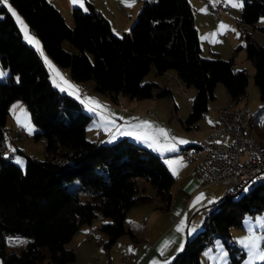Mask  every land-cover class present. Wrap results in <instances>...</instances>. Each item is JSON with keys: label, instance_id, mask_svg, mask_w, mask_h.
I'll list each match as a JSON object with an SVG mask.
<instances>
[{"label": "trees", "instance_id": "16d2710c", "mask_svg": "<svg viewBox=\"0 0 264 264\" xmlns=\"http://www.w3.org/2000/svg\"><path fill=\"white\" fill-rule=\"evenodd\" d=\"M10 1L59 66L68 68L78 82L92 80L94 90L114 100L121 94L169 95L170 88L144 77L153 69L161 74L172 71L182 82L196 86L185 121L198 122L215 97L218 82L226 85L235 100L247 94L250 72L235 63L241 49L254 66V80L264 100V44L245 26L244 43L236 45L230 58H222L217 51L204 56L189 0H145L130 31L122 35L113 32L109 19L91 3L87 11L74 7L71 26L49 0ZM262 15L264 0H243V24L264 33V24H257ZM65 39L77 50H67ZM0 62L10 71L0 78L1 263L71 264L76 249L68 242L82 224L97 217L107 251L124 233L136 239L126 215L132 206L151 199L146 182L163 206L171 199L175 175L165 158L128 136L109 142L89 138L86 130L93 113L75 95L56 87L42 55L24 39L16 18L1 0ZM16 98L25 100L37 125L34 137L42 138L46 146L44 158L18 148L25 157L24 166L16 163L5 141L10 103ZM263 110L264 104L253 111L252 127ZM241 188L227 191L214 202L203 227L188 236L184 249L169 264H202L201 252L215 236L229 249L226 264L241 263L245 251L233 239L231 227L242 226L247 213L264 212V179L235 196ZM9 235L27 239L18 248H9Z\"/></svg>", "mask_w": 264, "mask_h": 264}, {"label": "crops", "instance_id": "0c3cea01", "mask_svg": "<svg viewBox=\"0 0 264 264\" xmlns=\"http://www.w3.org/2000/svg\"><path fill=\"white\" fill-rule=\"evenodd\" d=\"M49 1L53 3L62 12L68 24L73 26L74 25L73 9L76 6H79V4H73L72 0H49ZM144 1L145 0H135L134 5L129 7L128 3L130 2V0H84V8L88 10V3L93 4L96 8L102 11L103 14L109 19L113 32L117 35H122L125 32L130 31L133 23L135 22V20L139 15V12L144 4ZM189 1L194 9L195 24L199 31L202 54L204 56H209L210 54L212 55L213 51H217L219 55L222 57L224 52L221 50L220 47H222V49L226 51L227 55H229L230 53H233L234 48L239 42L240 44L244 43L243 41L244 38L241 33L242 28L245 26L249 27L250 25H245L241 22L240 20L241 15L237 21L240 30L237 31V29L236 30L234 29L235 31H233L232 27L234 26L233 22L235 21V18H233L229 14L227 8H226V13L223 14L220 19L216 20L211 16V9L214 8L215 6L213 5L211 0H199L198 4L196 0L195 1L189 0ZM193 1L196 2V4ZM242 4H243V0H242ZM241 14H242V8H241ZM221 24L226 25L227 28L222 29L220 27ZM248 27L246 28L248 29ZM20 28L22 30L24 37V30L21 27V25ZM253 28L255 29V31L254 30L252 31L255 38L264 44V40H261L260 38L262 37V39H264V33L261 32L256 26H254ZM28 33L33 37L37 36V35H33L35 33L31 29L30 31H28ZM229 33H232L233 38L229 41L228 45L222 44L221 41L227 38ZM259 34L262 35L259 36ZM32 45L35 46L36 49H38L35 44ZM39 45H40L39 51L42 50V52H44L45 50L43 48L42 43L39 42ZM208 49L209 52H211L209 55L205 53L206 51H208ZM246 58H247V54L246 56L244 54L243 57H241V62L237 58H235L236 67L247 68L250 72L251 70L248 67L249 62L246 60ZM252 71L254 72V66ZM168 73L171 74L173 73L176 75V73L172 71H169ZM8 74L9 73H6V75H4L2 78L6 77ZM50 77H51V73H50ZM176 77L180 82H182L177 75ZM71 83H73L72 85H75L76 87L77 84H82L81 82H78L76 80H74ZM164 86H166V84ZM167 87L171 89L170 94H172V88L169 87L168 85ZM82 95H87L86 99L91 98L99 102L100 105L106 104L105 107L107 108L111 107L118 112L117 114H119L116 116H112L107 111H104L103 109H99V108L97 109L96 112L90 111L93 113V118L89 122L86 130L87 136L89 138L109 142V141H114L122 136H128L130 138L135 139L139 143H143L145 145L148 144V142L146 143L145 141L137 140L134 135L132 136L121 135L120 132L127 130L129 125H135L142 122L139 120V117H141L142 111H144L146 108H149L151 106L150 100H148L149 104H147L144 102V100H133L135 97L125 96L127 94H121L118 97V100H114L109 95L100 92H96V93L90 92L89 94H82ZM104 95H107V97ZM123 97L126 100V103H128L129 105L124 104L122 102ZM84 102L86 103V106L84 107V103H82L83 107L89 111L90 105L87 103V100L85 99ZM140 106H144V107L142 108ZM176 108H177V104H176ZM262 112H264V110ZM262 112H260L258 115H260ZM150 113L152 114L153 111H150ZM105 117H107V119H105ZM134 117L135 119H131ZM216 119L218 120V113ZM110 121H114L115 123L112 124L110 123ZM215 123H212L208 130H210ZM118 127H119V131L117 130ZM262 128H263V124H262ZM255 129L258 134H262V130L260 127L257 128V126H255ZM34 131H36V128H34ZM113 136H115V139H112ZM191 143L192 141H190L189 143L182 144L179 151H175V152L168 151L166 153H162L161 151L160 154L165 158L166 161L182 159L184 165V166L169 165L171 169L172 167H176L177 169V174H175V180L170 187L171 199L168 205L163 206L161 200L155 194V189H154L148 191L150 194H152L151 199L132 206L127 212L126 223L127 226L130 229H132L136 234V239L132 238L130 234L121 235L120 237L126 236L125 242L127 244V249H126L127 255L124 254L121 257L117 256V258L114 259L111 257L110 254H108V256L109 255L110 256L106 260V264H126L125 262L122 261L123 260L122 258L124 256L128 258L127 262L129 264H166V262H168L169 264L170 261L177 255V253H179L184 249L183 247L185 246L188 236H191L190 232L192 228H191V223H189L191 222L189 219L190 212L192 210H196L197 208H199V206L206 199L211 200V202H215L216 198H221L222 195L218 197L221 193L218 196L211 195V198H209V194L205 190L207 185H203L204 183L202 182L203 179L202 176L197 172L193 164L189 162L180 152L181 148ZM227 191H231V190L227 188L225 194L227 193ZM225 194L223 196H225ZM198 197H201L199 202H197ZM97 218L99 220H97V224L95 225V227L99 228L101 219L99 217ZM182 222L185 225L184 231L178 232L177 228L180 227ZM94 223L95 222L93 220L91 222H86L82 224L81 227L75 232V234H73L68 244L70 246H74V244L77 245L83 243L90 244L91 241L92 242L96 241L97 248L101 253L104 247L102 240L106 237V235L91 234V231H93L95 228ZM79 232H81L82 234H76ZM14 236L19 237V239L22 238L19 235H14ZM118 239L116 240V242L118 241ZM181 246H182V250H180ZM100 256H103V253H101ZM76 257L77 259L79 258L78 256ZM97 258H98V254L94 259L93 258L81 259V263L84 264L86 262L92 264L97 263Z\"/></svg>", "mask_w": 264, "mask_h": 264}, {"label": "rangeland", "instance_id": "374dc122", "mask_svg": "<svg viewBox=\"0 0 264 264\" xmlns=\"http://www.w3.org/2000/svg\"><path fill=\"white\" fill-rule=\"evenodd\" d=\"M211 1L213 5H215L214 7H217L218 5H221V4L225 6L228 9L229 14L233 18H235V21L233 22L234 26L232 28L235 30L237 29V31L240 30V27L237 21L241 15V8L231 6V4L227 2V0H211ZM1 2H3V0H1ZM196 2L198 4L199 0H196ZM196 2L194 3L196 4ZM239 2L242 3V0H239ZM8 4H10L13 9H15L16 13L23 20L24 24L27 25L28 31H30L29 24L27 23L25 18L22 16V14L19 12V10L11 3L10 0H8ZM257 24L258 25L264 24V15H262L259 18V20L257 21ZM253 27H254L253 25H250L247 30L251 32L253 30L255 31ZM242 29H244V27ZM33 35H36V34H33ZM260 35L262 34H259V36ZM24 38H25V35H24ZM35 38L41 43V40L39 39L38 36H35ZM232 38H233L232 33H229L227 38L223 39L221 43L228 45L229 41ZM260 38L261 40H264L262 39V37ZM25 40L27 39L25 38ZM63 46L67 50H70V51L77 50L76 47L68 39L64 40ZM220 48L224 52V54L222 55V58L231 57L232 53L227 55L226 51L222 49V47ZM37 50L39 51V49ZM205 53L209 55L211 52H209V49H208V51H206ZM244 54L246 56L245 50H241L236 56V58L241 62V57H243ZM209 56H211V54ZM225 56H228V57H225ZM45 57H47L48 61H51V64L54 65L57 70H59V72L64 76V78L69 83L74 81L73 78L70 76L69 69L59 66L44 51L42 58L45 61L49 72L51 73L52 82L54 83L55 81L54 83L55 85L56 83L60 82L59 78L55 76V73L53 72L52 68H50L49 64L46 62ZM246 60L249 62L248 67L251 70L249 74V83L247 86V94L244 97L235 100L231 97L226 85L223 82H218L215 87L216 95L214 98H211L209 100L208 109L205 111L204 115L198 120V122L189 123V124L185 121V118L188 116L191 110L192 100L197 90L196 86L187 85L186 83L180 82L178 78L176 77V75L173 73L172 74L171 73L161 74V73H156L154 69L151 70L149 73L146 74V76L144 77V80L146 81V80L154 79V80L159 81L163 85L166 84V86L168 85L169 87L172 88V94L161 95V96L155 95L154 97H144V98L135 97L133 100H144V102L147 104H149L148 100H150L151 102V106L149 108H146L144 111H142V114L144 115L141 114V117H139V120L142 122L144 121L150 122L153 125V127L156 129L162 128L166 130L169 133V135L172 137H176L178 139H182V140H186L190 142V141H193V139H198L200 137H203L210 131L208 129L212 123L216 122L218 110L222 106L237 107L241 105H248L253 109L252 111H257L258 108L263 106L264 100L262 99L258 85L255 83V80H254V72L252 71L253 64L248 58H246ZM0 71L10 73L9 70L3 68V66L1 65V62H0ZM81 83L82 84H77V87H76L77 89H79V86H82L83 89H85L89 93L97 92L93 88L92 80L82 81ZM66 91L70 93L71 90H66ZM77 95L80 97L81 101H84V99L87 100L86 99L87 95L80 94V91H78L75 94V96ZM104 96L107 97V95H104ZM125 96L130 97V95L128 94ZM129 97H126V98H129ZM122 102L124 104L129 105L128 103H126V100L124 99V97H123ZM176 104H177V108H176ZM85 106H86V103L84 102V107ZM103 106H104L103 110L107 111L110 115L112 116L119 115L117 114L118 112L115 111V109L111 107L109 108L105 107L106 104H104ZM140 107L143 108L144 106H140ZM150 111H153V113L151 114ZM263 116H264V112H262L260 115L256 117L255 122H254V127H253L254 133L262 140H264V129L262 128V124L264 123ZM131 119H135V117ZM209 121H211V123ZM6 125L8 127L7 130L5 131V141H6L7 151L13 153L15 161L17 158H20L23 160V164L21 165L23 166L25 165V157L24 155H22L20 151H18V148L19 149L21 148L25 152L32 154L33 156H36L39 158L46 157L45 141L42 138L37 139L34 137V132H35L34 128L37 129V125L33 121L31 112L28 109L27 104L24 99L16 98L11 102L10 107H9V113L7 115ZM255 126H257V128L258 127L261 128L262 134H258L256 132ZM29 128H31V131H29ZM20 130H22L21 133H20ZM147 142L148 144L146 145L150 147L149 144L151 143V141H147ZM181 145L182 144H179V143L176 144L177 151H179ZM150 148L161 153V151L157 150L155 147H150ZM12 149H15V151L13 152ZM162 153H166V152H162ZM196 170L200 174L199 170L198 169ZM202 182L204 183L203 185H207L205 190L208 192L209 198H211V195L218 196L220 193L221 194L218 197H220L221 195L223 196L227 189L226 184L223 182H207L204 179H202ZM146 183H147V188H146L147 191L154 190V187L149 182H146ZM249 186L250 184H246L242 186V188L236 193L235 196H239ZM217 199L219 198H216L215 200ZM213 204L214 202H211V200L206 199L199 206V208H197L196 210H192L190 212L189 219L191 222L189 223H191V228H192L190 232L191 236H193L201 227H203V221L205 219V216L210 211ZM97 220L99 219L98 218L94 219V222H95L94 227L97 224ZM193 229L195 230L193 231ZM231 232H232V237L235 240V242L241 247V250L245 251V255L240 264H255L256 261H260V260L250 259L249 249L245 247V244L242 243V241H247L250 237L254 238L256 239L259 249L261 251H264V212H258L256 214L247 213L244 217L243 225L242 226H232ZM76 234H82V233L79 232ZM91 234H105V233L101 231L98 227H95L94 230L91 231ZM124 234L128 235L129 233H124ZM125 238L126 236L120 237L118 241L115 243V245L113 244L114 246L111 247L112 249H110V251H107L106 248L103 247V251L101 252L103 253V256H100L101 253L97 248L96 241L94 242L91 241L90 244H84V243L78 244V245L74 244V247L76 249V256H78L79 258L77 259L76 257V260L74 261L73 264H84V263H81V259H88V258L94 259L97 254H98L97 263H93V264H106V260L109 258L110 255L114 259H116L117 256L121 257L124 254L127 255L126 254L127 244L125 242ZM12 246H15V248H18L20 244L19 246L18 245H12ZM12 246L10 245L9 248H14ZM108 254L110 255L108 256ZM201 261H202V264H226L230 261L229 249L225 245L223 239L220 236H215L213 242L208 244L203 249V251L201 252ZM86 263H89V262H86ZM0 264H2L1 260H0Z\"/></svg>", "mask_w": 264, "mask_h": 264}, {"label": "built area", "instance_id": "2783aa9c", "mask_svg": "<svg viewBox=\"0 0 264 264\" xmlns=\"http://www.w3.org/2000/svg\"><path fill=\"white\" fill-rule=\"evenodd\" d=\"M225 13L226 7L222 4L211 9V16L216 20ZM79 91L81 94L89 93L81 87ZM252 110L248 105L222 106L218 110V120L210 131L192 141L204 145V152H189L187 146L181 149L182 155L199 170L205 181H220L232 190L254 179L264 178V144L256 141L248 127ZM196 154H204L203 163H196ZM8 239L10 245H19L26 240L14 235ZM122 261L128 264L127 257Z\"/></svg>", "mask_w": 264, "mask_h": 264}, {"label": "snow or ice", "instance_id": "6c2138e0", "mask_svg": "<svg viewBox=\"0 0 264 264\" xmlns=\"http://www.w3.org/2000/svg\"><path fill=\"white\" fill-rule=\"evenodd\" d=\"M135 0H130V2L128 3V6L131 7L134 5ZM227 2L229 4H231V6L233 7H238V8H242L243 4L239 2V0H227ZM3 3L7 5L8 10L12 13V15L16 18L17 22L21 25V27L24 30V35L25 38L28 40V42L30 44H35L37 46V48L39 49L40 45H39V41L35 39V37L29 35L28 33V29H27V25L24 24L23 20L20 18V16L16 13L15 9L12 8V6L10 4H8V0H3ZM73 4H79L80 7L84 8V0H72ZM85 11H87L86 8H84ZM220 27L222 29L227 28L226 25L221 24ZM233 31H235L233 29ZM41 55H43V52L41 50ZM46 62L49 64V67L52 68L53 72L55 73V76L59 78V83H56V87L60 88L61 91H66V90H71L70 94L75 95L79 89L76 88L75 85H72L71 83H69L64 76L59 72V70H57L55 68L54 65L51 64V61L47 60V57H45ZM4 75H6L5 72L0 71V77H3ZM55 83V81H54ZM66 86V87H64ZM77 99H80V97L77 95L76 97ZM82 103H84V101H81ZM87 103L90 105L89 107V111L92 112H96L97 109H103L104 106L100 105L99 102L88 98L87 99ZM105 119H107V117H105ZM211 123V121H209ZM110 123L114 124V121H110ZM27 126V125H26ZM117 130L119 131V127L117 128ZM29 131H31V128H29ZM121 135H129L132 136L134 135L135 138L137 140H141V141H151V143L149 144L150 147H155L157 150L162 151V152H175L177 151L176 148V144H185V143H189V141L186 140H182V139H178L176 137H172L169 135V133L164 130V129H156L153 127V125L150 122L144 121L141 122L139 124H135V125H129L127 130L120 132ZM163 138V139H161ZM112 139H115V136L112 137ZM217 143H219V141H217ZM12 151L14 152L15 149H12ZM16 163L17 164H23V160L20 158L16 159ZM167 163L170 166L173 165H183V161L181 160H168ZM172 171L173 174H177V169L176 167H172ZM201 199V197L197 198V202H199V200ZM184 223L182 222L180 227L177 228L178 232H183L184 231ZM195 229H193L194 231ZM242 243L245 244V247H247L249 249V253H250V259L251 260H260V261H264V251H261L258 247V244L256 242V239L254 238H249L247 241H242ZM182 250V246L181 249ZM166 264H168V262H166Z\"/></svg>", "mask_w": 264, "mask_h": 264}, {"label": "bare ground", "instance_id": "6f19581e", "mask_svg": "<svg viewBox=\"0 0 264 264\" xmlns=\"http://www.w3.org/2000/svg\"><path fill=\"white\" fill-rule=\"evenodd\" d=\"M82 88V87H81ZM255 117L254 115V112L251 111L250 112V115L248 117V127H249V132L252 134V136L256 139V141L260 144H264V141H262L253 131V127L251 125L252 121H253V118ZM253 124V123H252ZM195 146L191 147V148H188L187 147V150L189 152H192V153H203L204 152V145L202 144H197V143H193ZM204 162V154H196V163H203ZM264 178H257V179H254V181L248 183L250 185L254 184L255 182L259 181V180H262Z\"/></svg>", "mask_w": 264, "mask_h": 264}, {"label": "water", "instance_id": "95a60500", "mask_svg": "<svg viewBox=\"0 0 264 264\" xmlns=\"http://www.w3.org/2000/svg\"><path fill=\"white\" fill-rule=\"evenodd\" d=\"M227 195V193L225 194V196Z\"/></svg>", "mask_w": 264, "mask_h": 264}]
</instances>
